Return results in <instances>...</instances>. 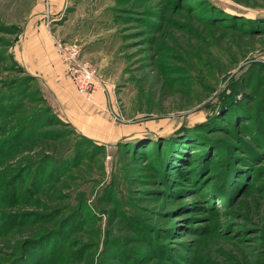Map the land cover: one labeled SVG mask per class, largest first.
<instances>
[{
  "label": "rangeland",
  "instance_id": "374dc122",
  "mask_svg": "<svg viewBox=\"0 0 264 264\" xmlns=\"http://www.w3.org/2000/svg\"><path fill=\"white\" fill-rule=\"evenodd\" d=\"M50 7L0 0V145L22 141L0 148V182L22 198L0 199L2 222H15L0 260L42 234L47 258L36 239L21 264H264V0ZM39 9L62 66L55 40L99 73L118 140L81 136L48 75L25 68Z\"/></svg>",
  "mask_w": 264,
  "mask_h": 264
},
{
  "label": "crops",
  "instance_id": "0c3cea01",
  "mask_svg": "<svg viewBox=\"0 0 264 264\" xmlns=\"http://www.w3.org/2000/svg\"><path fill=\"white\" fill-rule=\"evenodd\" d=\"M50 4L54 16L63 9L64 0H50ZM45 15L40 9L35 12L28 40L22 44L21 56L25 68L33 75L42 74L45 79L48 75L50 89L60 109L58 113L71 122L81 135L103 143L118 140L121 132L106 113L107 99L103 92H97L94 99L88 102L67 77L43 23Z\"/></svg>",
  "mask_w": 264,
  "mask_h": 264
},
{
  "label": "trees",
  "instance_id": "16d2710c",
  "mask_svg": "<svg viewBox=\"0 0 264 264\" xmlns=\"http://www.w3.org/2000/svg\"><path fill=\"white\" fill-rule=\"evenodd\" d=\"M11 103V102H10ZM9 105V104H8ZM5 107V106H4ZM4 107H2V108H0V113L3 111V108ZM6 109H8V106H6ZM5 109V110H6ZM15 113V112H13L12 110L10 111V112H8V113ZM9 115H11V114H9ZM13 115H11V117H12ZM1 117V116H0ZM52 120H54V118H52ZM30 123L31 122H24V125H22L23 127H25L26 125H30ZM1 127L2 126H0V129H1ZM22 132H24V131H22ZM28 135H30V134H28ZM81 136H83V135H81ZM19 136H17V137H7L8 138V140L6 141V142H3L1 145H0V148L2 149V153H4V154H6V153H9V152H13V151H15V147L16 146H18V145H21L20 143L22 142V141H20L21 140V137H19ZM28 137V136H27ZM26 136L24 137V139L25 138H27ZM84 137V136H83ZM82 138V137H81ZM6 139V138H5ZM23 139V140H24ZM28 139V138H27ZM4 140V139H3ZM15 140H16V142H15ZM2 140H0V142H1ZM23 143H24V141H23ZM1 153V154H2ZM0 154V155H1ZM69 156V155H68ZM35 163V162H34ZM33 164V163H32ZM31 164V165H32ZM30 165H28L27 167H29ZM16 177V180L17 179H20L21 178V175H17V176H15ZM14 178V177H13ZM13 178L11 179V180H8L9 182H11L12 180H13ZM6 183L7 182H0V194H2L4 197H0V199H1V201L5 204V205H13V203L14 202H16V201H21L22 200V198H21V196L20 195H18V196H16V195H10V192L12 193V191L10 190V189H13V188H11V187H13L12 185H14V184H9L10 185V187L8 186L7 188H6ZM5 189V190H4ZM31 189H33L32 187H31ZM11 197V198H10ZM15 199V201H13V199ZM23 199H24V197H23ZM6 202V203H5ZM13 223H15V222H12V223H4V222H2V219L0 218V236L1 235H3V234H5V233H7L9 230H11V228H10V226H12L13 225ZM4 225H10L9 227H6V226H4ZM14 227H15V224L13 225V227H12V229H14ZM48 236V235H47ZM47 236H43L42 234L41 235H36V236H34V237H32V238H27V239H24L18 246H12L11 248H8V249H10L9 251H7V252H4L3 253V258L0 260V264H21V261H20V259L21 258H23V257H25L27 254H26V251H27V249H29L30 248V244H31V242H33V241H35L36 239H38V240H36L34 243V246L36 247V246H38V243H41V242H44L45 240H47L48 241V237ZM51 244V243H50ZM49 245V244H48ZM35 247H33V248H35ZM41 246H38L37 248H35L34 250L36 251V253L34 254V255H36L37 253H39L40 251H42L44 254H43V256L45 257V258H47V255H48V249H49V247H50V245L47 247V248H45V247H43V249L41 250V248H40ZM39 264H40V262H39Z\"/></svg>",
  "mask_w": 264,
  "mask_h": 264
},
{
  "label": "built area",
  "instance_id": "2783aa9c",
  "mask_svg": "<svg viewBox=\"0 0 264 264\" xmlns=\"http://www.w3.org/2000/svg\"><path fill=\"white\" fill-rule=\"evenodd\" d=\"M55 46L66 73L79 94L90 100L98 91L104 90L99 73L91 63L81 58L77 46L60 40H55Z\"/></svg>",
  "mask_w": 264,
  "mask_h": 264
},
{
  "label": "water",
  "instance_id": "95a60500",
  "mask_svg": "<svg viewBox=\"0 0 264 264\" xmlns=\"http://www.w3.org/2000/svg\"><path fill=\"white\" fill-rule=\"evenodd\" d=\"M238 96L237 94H234L229 100L228 102L226 103V106H231L236 100H237Z\"/></svg>",
  "mask_w": 264,
  "mask_h": 264
}]
</instances>
